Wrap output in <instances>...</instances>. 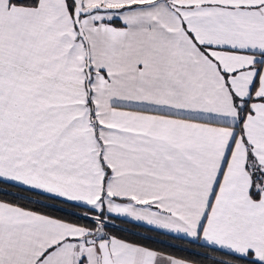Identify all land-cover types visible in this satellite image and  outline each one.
<instances>
[{"label":"snow or ice","instance_id":"6c2138e0","mask_svg":"<svg viewBox=\"0 0 264 264\" xmlns=\"http://www.w3.org/2000/svg\"><path fill=\"white\" fill-rule=\"evenodd\" d=\"M0 264H264V0H0Z\"/></svg>","mask_w":264,"mask_h":264},{"label":"trees","instance_id":"16d2710c","mask_svg":"<svg viewBox=\"0 0 264 264\" xmlns=\"http://www.w3.org/2000/svg\"><path fill=\"white\" fill-rule=\"evenodd\" d=\"M157 239H164V238H160V237H158ZM166 243H167V244H174V245H177L178 248H186V247H188L186 244H184L183 242H181V241H179V240H171V239H167V240H166ZM176 254H177V255H180V256L186 255V253H184V252H180V251H176Z\"/></svg>","mask_w":264,"mask_h":264}]
</instances>
